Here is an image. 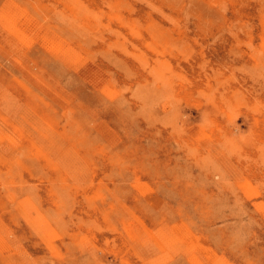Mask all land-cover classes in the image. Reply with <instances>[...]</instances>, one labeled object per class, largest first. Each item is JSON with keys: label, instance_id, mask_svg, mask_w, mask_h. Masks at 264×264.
<instances>
[{"label": "rangeland", "instance_id": "1", "mask_svg": "<svg viewBox=\"0 0 264 264\" xmlns=\"http://www.w3.org/2000/svg\"><path fill=\"white\" fill-rule=\"evenodd\" d=\"M0 264H264V0H0Z\"/></svg>", "mask_w": 264, "mask_h": 264}]
</instances>
